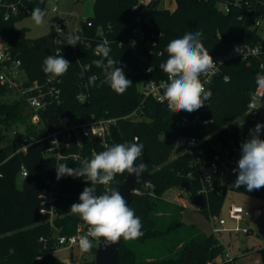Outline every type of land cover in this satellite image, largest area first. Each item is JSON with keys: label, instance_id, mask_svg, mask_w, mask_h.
I'll return each instance as SVG.
<instances>
[{"label": "trees", "instance_id": "trees-1", "mask_svg": "<svg viewBox=\"0 0 264 264\" xmlns=\"http://www.w3.org/2000/svg\"><path fill=\"white\" fill-rule=\"evenodd\" d=\"M160 1L155 0L152 9L134 13L132 9L137 0H95V14L88 20L96 27L111 25L113 33L110 38L125 41L122 47H115L110 53L112 58L124 66L126 77L133 83L122 95L114 92L107 83L100 85V81L104 79L103 70L93 63L100 59L94 52L98 44H93L91 49L80 47L75 52L69 45L58 44L53 30L49 35L37 39L28 38L27 29L17 26L28 16L11 17L7 21L0 17V40L7 44L15 59L22 61L28 78L26 86L34 82L44 85L47 79L54 78L60 80V84L52 82L51 85L62 91L59 101L47 99L46 108L40 113V128L37 129V125L28 122L33 112L26 113V101L21 99L16 103H5L2 98L9 90L0 85V124L7 130H12L19 124L25 125L27 131L18 136L21 141L27 139L31 143L25 153L17 152L20 145H16L6 135H0V142L8 144L0 154V264H64L55 255H50L45 261H38V257L45 243L50 248L56 247L53 236L57 231L61 235H73L82 223L70 211L73 203H79V195L83 189L91 187L90 182L82 177L63 178L57 183L58 217L53 226L49 222V215L41 213L44 206L43 190L49 181L55 179L58 164L56 159L45 156L49 143L42 138L45 131L51 132L54 129H47L48 119L66 111L74 114L73 119L69 120L73 123L83 122L91 115L119 119L112 128L108 146L134 142L133 130L138 127L140 139L147 148L149 163L144 172L149 173L150 177L135 187L134 190H141V193L132 194L129 206L140 218L144 234L136 240H122L119 264H233V260L225 259L226 248L213 233L208 235L197 231L188 241H178L170 253L159 258L146 255L141 249L148 242L182 226L181 213L184 207L174 204L178 209L176 219L164 228L163 219L171 205H165L161 197L172 188H180L183 181H190L192 194H198L200 182L189 177L193 172L192 158L199 156L201 148L210 153L213 151L212 143L229 145L232 139L238 137L240 130L237 120L245 114L251 95L258 88L256 75L264 74V67H261L264 65V58L248 61L235 59L225 65L222 75L208 87L212 92L211 98L205 102L204 107L190 113L192 117L200 115L203 121H208L207 125L199 124L185 129L180 122L186 112L172 113L167 106L153 98L145 100L142 120L122 118L131 114L143 102L144 97L140 92L143 81L167 80V75L159 69V64L168 57L166 46L169 41L182 38L186 33L199 31L203 33L204 46L213 59H217L232 45L258 44L262 41L264 28H253L254 15L242 9L233 8L229 13H223L213 2L174 0L176 6L170 10L160 8ZM35 7L45 9L39 5H29L31 10ZM137 15H140L141 27L148 35H163L156 40V46L153 43L133 46L126 42L137 26ZM89 33H93V30ZM217 35L221 38L218 39ZM57 52L71 63L67 73L61 77L43 72L44 59ZM147 58L150 59L148 66L152 67L149 74L143 72V64ZM93 75L98 77L96 84L100 86H88V79ZM225 75L230 78L228 82L223 81ZM82 92L88 94V107H84L85 103L78 99ZM179 136L205 139V143L192 154L183 152V148L177 149L173 141ZM103 150L105 146L98 139L86 141L81 160L91 159L93 152ZM68 152H77V149L73 146ZM174 152L178 155L170 161ZM80 161L64 160L61 163L76 168L80 167ZM22 167L27 169L28 177L22 180L20 188L18 180ZM126 174L127 172L117 174L110 185H96V194H103L110 189L118 190ZM221 188L224 190L222 194L219 193ZM233 189L247 192L243 186ZM227 190L226 186H217L206 198L205 208L200 211L217 215ZM250 192L264 199V187ZM96 250L97 247H92L88 253L95 255ZM259 252L264 264V248ZM85 264H95V260Z\"/></svg>", "mask_w": 264, "mask_h": 264}, {"label": "built area", "instance_id": "built-area-1", "mask_svg": "<svg viewBox=\"0 0 264 264\" xmlns=\"http://www.w3.org/2000/svg\"><path fill=\"white\" fill-rule=\"evenodd\" d=\"M162 1V0H161ZM159 3V7L161 4ZM205 2H213L216 4L217 8L223 13H229L233 8L242 9L251 15H254L255 21L253 23V28H264V0H201ZM52 3L53 7L48 8V4ZM59 0H18L16 2H9L6 0H0V17L4 20H9L11 17H17L20 15L31 16V9L29 5H39L48 10V14L53 13L56 15V22L53 25V32L55 35V40L58 44L65 45V35L73 34L80 37L79 43L73 47L76 52L80 47H85L91 49L93 44H100L105 40L108 41V45L111 51L115 47H122L125 41L111 39L110 35L113 33V27L108 25L95 26L90 20L84 19L80 24L71 22V18L60 11L58 6ZM155 0H137V3L133 7L132 11L134 13H139L143 9L154 8ZM137 26L133 29L131 35L126 40L129 44L135 45H148L153 43L156 46L157 39L162 38V34L159 35H148L141 27V17L137 15L136 18ZM61 29L58 31L57 29ZM93 30V33L89 31ZM220 39V35H217ZM1 41V40H0ZM0 46V85L6 87L8 90H18L20 94L24 97L26 103L30 106V110L33 112L32 122L34 124L41 123L42 110L46 108L47 99H57L60 100L62 91L56 86H52L51 83L55 82L60 84V80L49 78L44 85L38 82L26 86V83H22V79L26 76L23 69V64L20 59H15L12 56L6 43ZM67 45V44H66ZM236 46H241L243 55L234 51ZM60 52V51H59ZM264 58V33L262 35V41L256 45H232L228 47L225 52L217 59V62L223 61V65L219 66V70L210 77V82L205 85L208 88L213 81L222 75L223 68L225 65L235 59L242 61H248L251 59H263ZM150 59H146L143 64V72L151 73L152 67H149ZM150 68V70H149ZM202 80L208 79V77H201ZM230 80L228 75L223 77L224 82ZM155 81H143L140 85V92L144 97L141 105L134 110L131 114L123 117L122 119L131 121H140L144 118L145 105L144 102L147 98H153L159 102V96L162 94V89H159V85L162 82ZM78 97H84V99H79L81 103H86L88 94L86 92L80 93ZM263 97L264 89H258L251 95L250 101L247 105V110L245 114L237 120L239 126V134L236 139H232L229 145H225L222 142L212 143L213 151L207 153L204 149H199L204 143L205 139L190 137V136H179L173 141L177 149L183 148V152L193 153L194 150L199 149V156H193L192 158V168L193 172L189 174L190 178L198 180L201 184V188L197 195H202L205 198L209 197L211 192L217 189V186L228 187V175L232 174L237 177L238 173H234L233 169L237 167V161L241 156V144L250 138L249 132L254 129L257 123L264 124V119L261 117V112L263 110ZM35 100V103L32 101ZM160 103V102H159ZM167 106L166 102L162 103ZM119 119L117 118H106L99 117L96 115H91L85 121L79 123H73L67 120L65 123H59L55 126L53 131H45L43 140L48 141L49 146L45 151V156L48 158H54L60 164L64 160H72L78 162L82 159V150L86 141L92 142L98 139L102 144L109 145V141L112 136V128L117 124ZM181 126L185 129H189L192 126L199 124L207 125L208 121H203L200 115H195L192 117L190 113H187L181 118ZM20 132L13 131L14 142L16 145H20L17 152H26L29 145L31 144L27 139L22 141L19 138ZM260 138L264 139V130L260 133ZM73 146L76 147L77 152H68ZM68 152V153H67ZM72 168V167H69ZM74 169V168H73ZM28 177V171L25 167L21 168L19 179L23 180ZM70 176H64L63 178H68ZM57 180L55 176L54 180L47 183V187L43 190V209L42 214H48L50 219L49 222L53 226L54 220L58 217L56 212V204L58 199V194L56 192L57 183L61 180ZM259 191V190H256ZM224 190L221 188L219 191L222 194ZM133 193L140 194L141 190H134ZM244 210L240 206H232L229 209V216L232 220L240 223ZM210 220L213 223V234L216 236L219 233L226 231L223 228L224 223L219 222L217 224L216 216L210 215ZM235 232H241L239 228L234 230ZM87 227L84 223H81L73 235H61L58 231L53 236L56 246L58 248H50L45 243L39 257L38 261L48 260L50 255H55L59 250H72L78 249L80 251V261L87 252H82L79 247V237L86 234ZM244 234H248L247 230L242 231ZM91 239V238H90ZM93 247H98L99 241H92ZM69 264H85L74 262V258L68 260ZM64 263V262H63ZM66 264V262L64 263Z\"/></svg>", "mask_w": 264, "mask_h": 264}, {"label": "clouds", "instance_id": "clouds-1", "mask_svg": "<svg viewBox=\"0 0 264 264\" xmlns=\"http://www.w3.org/2000/svg\"><path fill=\"white\" fill-rule=\"evenodd\" d=\"M46 15L47 10L40 7L31 10V20L38 27L44 24ZM57 30L62 32L59 28ZM202 36L203 33L199 31L186 33L182 38L169 41L166 46L168 57L159 64V69L167 75V81L159 85V89H162L159 102H166L172 113L195 112L204 107L205 102L212 96L211 90L205 85L219 70V66L223 65V61L217 62L213 59L202 42ZM79 40L77 35H65V43L69 46L75 47ZM234 51L243 55L241 46H236ZM94 52L100 59L93 63L103 70L104 79L100 81V85L107 83L114 92L122 95L133 83L126 77L120 61L111 57L108 41L98 44ZM70 64L57 52L56 55H49L44 59L43 72L53 77H61L67 73ZM202 76L208 79L202 80ZM97 79L96 75L90 76L88 86H100L96 84ZM256 84L258 89H264V74L257 73ZM32 102L35 103V100ZM262 130L264 124L257 123L249 132L250 138L241 144V156L237 167L233 169L234 173H238L234 182L236 188L243 186L247 191H252L264 187V139L260 138ZM133 141L105 145V150L93 152L91 159L81 160L80 167L74 169L69 168L66 163L56 165L57 180L64 176L82 177L91 184V187H85L79 195V203L70 206L71 213L87 226L86 234L78 240L82 252L92 249L93 240L103 239L109 245L118 243L121 238L136 240L144 234L140 218L129 207L121 191L110 189L97 195L95 187L110 185L117 174L127 172L129 175L140 176L144 173L146 163L141 159L144 145L139 142L138 137H133Z\"/></svg>", "mask_w": 264, "mask_h": 264}, {"label": "rangeland", "instance_id": "rangeland-1", "mask_svg": "<svg viewBox=\"0 0 264 264\" xmlns=\"http://www.w3.org/2000/svg\"><path fill=\"white\" fill-rule=\"evenodd\" d=\"M94 4L95 0H59L58 6L62 13L71 18V22L80 24L84 19L94 16ZM175 6L174 0H162L160 4V8L170 10H173ZM52 7L53 4L49 3L48 8ZM55 19L56 15L50 13L45 17L44 24L38 27L31 20V16H28L22 19L17 26L27 29L28 38L37 39L49 35L52 32L53 25L56 22ZM2 45L3 44L0 43V46ZM27 81L28 78L26 75L22 79V83H26ZM21 99H24V97L15 89L7 91L2 98L5 103L11 104ZM30 111V106L27 104L26 113ZM261 117L264 119V109L261 112ZM31 119L32 118L28 120L29 124L37 125L36 128L39 129V124H34ZM66 121L67 120H63L61 123H65ZM15 130L20 133H25L27 131L23 124L13 127L12 130H7L0 124V135L2 133L11 140L14 139L13 131ZM7 145L8 144L5 142H0V154L3 153ZM177 155L178 153L174 152L170 161L175 159ZM236 178L237 177L232 174L228 175V190L220 212L215 215V222L217 224H219V222L224 223L223 228L226 229V231L217 234L216 237L226 248L225 259L233 260V264H263L259 250L264 248V199L250 191L240 192L234 190ZM21 182L22 180L19 179L18 186L20 188ZM161 198L165 205H171L170 211L168 210L167 216L163 219L164 228L168 227L172 220L176 219L178 209L175 205L184 207L181 213L182 226L178 230L173 229L160 238L145 244L141 249L142 253L159 258L170 253L178 241H188L197 231L208 235L213 233V223L209 218L210 215L201 212V209L193 205L192 197L183 192L180 188L168 190ZM233 205L240 206L244 210L243 219L240 223L232 220L229 216V209ZM236 228H239L241 232H235L234 230ZM243 230H247L249 233L244 234L242 232ZM56 248L58 247L56 246ZM56 256L61 261H66V264H69V261L66 260L67 258H74V262L78 261L79 263H89L93 259L95 260V255L87 252L80 261V251L76 248L68 251L59 250ZM218 261H220V259Z\"/></svg>", "mask_w": 264, "mask_h": 264}, {"label": "water", "instance_id": "water-1", "mask_svg": "<svg viewBox=\"0 0 264 264\" xmlns=\"http://www.w3.org/2000/svg\"><path fill=\"white\" fill-rule=\"evenodd\" d=\"M48 13V10H47ZM47 17V15H46ZM88 103H85L83 106L88 107ZM74 114L72 112L66 111L63 112L61 115H55L48 119L46 127L47 129H53L57 124H59L63 120H71L73 119ZM133 136L139 138V142L144 145L143 154H142V162L146 163V165L149 163V157L147 155V148L145 144L140 139L139 133H138V127H135L133 130ZM139 163V161L137 162ZM150 177L149 173L144 172L140 176H133L126 174V177L122 184L119 185L117 191H121L123 196L125 197L126 201L128 202V205L132 203L133 199V191L135 187L138 185L139 182L145 181ZM180 189L188 194L190 197H192V203L198 209H204L206 206L205 198L202 195H193L191 191V182L190 181H183L180 185ZM76 216V215H75ZM78 220H80L82 223H84L79 217L76 216ZM123 238L120 239V241L116 244H109L106 245L103 241H99L96 254H95V264H119V248L120 244L122 242Z\"/></svg>", "mask_w": 264, "mask_h": 264}, {"label": "crops", "instance_id": "crops-1", "mask_svg": "<svg viewBox=\"0 0 264 264\" xmlns=\"http://www.w3.org/2000/svg\"><path fill=\"white\" fill-rule=\"evenodd\" d=\"M0 43H3V41H0ZM69 259H70V258H69ZM69 259L67 258L66 260H69ZM62 262H64V263H65L66 261H62Z\"/></svg>", "mask_w": 264, "mask_h": 264}]
</instances>
